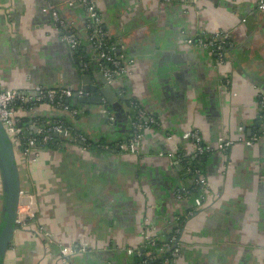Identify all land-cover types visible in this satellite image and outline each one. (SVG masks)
<instances>
[{
  "label": "crops",
  "instance_id": "obj_1",
  "mask_svg": "<svg viewBox=\"0 0 264 264\" xmlns=\"http://www.w3.org/2000/svg\"><path fill=\"white\" fill-rule=\"evenodd\" d=\"M53 1L62 18L73 23L80 47L61 39L46 0H0V81L9 88H80L86 85L83 70L91 86L100 83L81 7ZM98 4L107 30L137 67L119 85L161 124L146 132L143 157L124 151L82 153L72 141L45 149L36 162L16 154L22 187L36 195L40 210L29 225L18 227L4 263L132 264L143 248V230L165 241L169 219L191 209L177 192L192 180L159 153L185 154L190 132L198 129L207 142L225 138L233 144L201 162L206 200L187 217L182 254L174 264H264V122L256 96L257 88L264 90V11L256 0ZM218 31H229L233 42L231 67H219L206 49L186 42ZM113 89L115 125L106 124L109 103L79 107V126L90 138L129 133V105ZM57 114L69 115L42 103L20 116L53 121ZM254 136L258 140L252 142ZM2 207L0 176V219ZM40 231H49L56 244L49 245ZM57 243L85 250L64 262Z\"/></svg>",
  "mask_w": 264,
  "mask_h": 264
},
{
  "label": "built area",
  "instance_id": "obj_2",
  "mask_svg": "<svg viewBox=\"0 0 264 264\" xmlns=\"http://www.w3.org/2000/svg\"><path fill=\"white\" fill-rule=\"evenodd\" d=\"M181 0H162L164 4L179 2ZM99 0H68V5H78L82 9V16L85 22V28L88 34V39L93 47L96 62L103 73L106 83L116 87L119 96L129 104V119L134 130L133 137L128 143H122L124 152H128L137 157H143L144 140L146 132L152 128L158 127L160 119L152 111L146 109L143 104L134 96H130L125 90L124 85H119V81L125 80L135 74L137 70L134 58L122 49L119 42L115 41L105 26L103 16L99 9ZM53 0H46V9L51 12L55 28L59 32L62 40L67 42L72 47H80L79 34L74 30L73 23L62 18L59 8ZM257 9L264 11V0H256ZM186 42L189 45L197 46L206 49L210 55L214 56L219 67L229 66V48L233 46V42L229 35V31H218L213 34L206 32L195 36L187 37ZM120 86V87H118ZM257 99L260 106V117L264 122V90L257 88ZM87 94L84 87L71 88L67 86H43L37 85L30 88L18 89L9 88L6 84L0 81V122L12 144L15 154H20L28 162H36L39 155L47 148V143L51 139V132L58 134L61 139L66 136L71 139L69 127L62 122H56L48 128L41 127L36 120L31 121L30 131L21 125L20 113L27 111L28 105L37 106L39 103H47L53 107L60 109L72 115L73 118L79 114V109H72L68 105V101L72 98H80ZM136 98L135 100L132 98ZM129 101V102H128ZM107 113V122L113 125L115 116L104 108ZM33 130L35 132H33ZM30 132V134L28 133ZM42 136V138H41ZM191 147L184 154L179 150L171 151L166 154L160 152V156H167L170 163L175 168H182L181 161L188 157L201 159L206 155L227 152L233 141L230 139H221L216 143L207 142L202 133L198 129H193L190 132ZM74 141L79 142V148L82 153H87L91 149L89 145L90 138L84 133H80L74 138ZM258 140L257 136L251 138L252 142ZM64 143V142H63ZM78 144V143H77ZM183 155L182 156L180 155ZM187 179L192 180L191 183L197 185L200 194L197 199L193 200L191 187L183 186L177 192V197L180 200H185L190 204L191 209L178 220L177 217L170 218L167 225V239L162 241L161 245L157 237H151L146 231H142L143 248L137 250L139 256H144L143 261H134L132 264H174L176 259L182 254L181 234L187 217L194 214V208L198 207L206 200L205 190L208 186L207 179L203 176L200 166L189 165L185 167ZM193 209V210H192ZM39 202L36 195L22 188L20 195V204L16 224L18 227L27 226L35 219L39 212ZM40 235L45 238L49 245L56 244V241L51 237L49 231H40ZM169 235V236H168ZM169 239V240H168ZM61 251L64 253L63 261L67 257L77 251H84L83 247L74 245L65 247L62 243H57ZM13 245L9 246L12 247Z\"/></svg>",
  "mask_w": 264,
  "mask_h": 264
},
{
  "label": "water",
  "instance_id": "obj_3",
  "mask_svg": "<svg viewBox=\"0 0 264 264\" xmlns=\"http://www.w3.org/2000/svg\"><path fill=\"white\" fill-rule=\"evenodd\" d=\"M76 59V58H75ZM77 61V59H76ZM88 70H83V78L85 90L88 95L80 98H73V103H98L112 104L116 99L114 94V87L107 84L103 73H99V84L97 87L90 85V77ZM118 97L119 92L116 89ZM91 92H98L95 96H90ZM124 100V98H123ZM129 105V104H128ZM116 104H112V107L116 109ZM115 122V121H114ZM115 124V123H114ZM59 136L58 134H55ZM0 176L3 186V207L2 217L0 219V264H5L4 259L7 251L9 250L10 243L12 242L15 232L18 229L16 224L18 209L20 204V195L22 190L21 177L19 173V167L17 162V156L14 152L11 142L5 133L0 122Z\"/></svg>",
  "mask_w": 264,
  "mask_h": 264
},
{
  "label": "trees",
  "instance_id": "obj_4",
  "mask_svg": "<svg viewBox=\"0 0 264 264\" xmlns=\"http://www.w3.org/2000/svg\"><path fill=\"white\" fill-rule=\"evenodd\" d=\"M132 98L133 97H131L130 100H132ZM133 99L135 100L136 98H133ZM72 100H73V98L68 101V105H70V107L72 109H74V108L79 109V107L84 106V104L80 103V102L77 103V104H74ZM40 104H42V103H39L38 105H40ZM34 107H36V106L35 105H28L26 109L30 110V109H32ZM107 109H108V111H110L112 113L113 108L111 107L110 104H107ZM81 112L82 111L79 109V114L76 115L74 118H73L72 115H68L67 116L65 114H60V115L57 114V116H55L52 119L53 121L44 120L40 116L39 117L38 116H36V117H22L21 116V125L23 127H25V128H28L29 131H30L31 121H33V120H36L37 123L41 127H44V128L50 127V125L53 124V123L62 122L64 125L69 127L71 139H68V137H70V136H66V137H64V139H61L59 136H56L55 133L51 132V139L47 143V148L48 149H52V148L60 147L63 142L67 143V142H71L72 141L73 143H76V144L78 143L79 144V142L74 141L72 138H74L75 136H77L80 133H84V134L88 135V137H89V134L86 133L79 126L80 122H79L78 118H80ZM106 124L109 125L108 122H106ZM113 125H115V124L113 123ZM113 125H109V126L111 127ZM129 126H130L129 133L127 132V134L123 138L116 137L114 139H109V140H107L106 138L102 139V140H95V139L89 137L90 138L89 145H90L91 149L92 150H96V151H100V152H107V151H109V152H121L123 150L122 143H128L130 141V139L133 137V134H134V130L132 128L130 119H129ZM33 132H35V131L33 130ZM28 133L30 134V132H28ZM41 138H42V136H41ZM180 155L183 158V155L182 154H180ZM206 157H207V155H206ZM203 158L194 159L193 157H188L186 159L185 158L182 159V161H181V164H182L181 172L184 173V175H186L185 174V167H187L189 165H192V166H195L196 168H198V166L201 165V162H202ZM186 176L188 177V175H186ZM190 187H191V193L194 196H198L200 194V190L197 187V185L192 183V185ZM177 218H178V220L182 219V217H179V215L177 216ZM1 231H2V228L0 229V232ZM161 243L162 242L160 241V243L158 245H161ZM143 259H144L143 255L142 256H138L137 255L135 257V260L138 261V262L143 261Z\"/></svg>",
  "mask_w": 264,
  "mask_h": 264
},
{
  "label": "flooded vegetation",
  "instance_id": "obj_5",
  "mask_svg": "<svg viewBox=\"0 0 264 264\" xmlns=\"http://www.w3.org/2000/svg\"><path fill=\"white\" fill-rule=\"evenodd\" d=\"M176 217V216H175ZM175 217H171V218H175Z\"/></svg>",
  "mask_w": 264,
  "mask_h": 264
},
{
  "label": "rangeland",
  "instance_id": "obj_6",
  "mask_svg": "<svg viewBox=\"0 0 264 264\" xmlns=\"http://www.w3.org/2000/svg\"><path fill=\"white\" fill-rule=\"evenodd\" d=\"M4 261H5V259H4Z\"/></svg>",
  "mask_w": 264,
  "mask_h": 264
}]
</instances>
